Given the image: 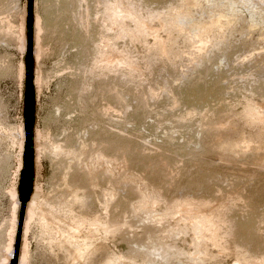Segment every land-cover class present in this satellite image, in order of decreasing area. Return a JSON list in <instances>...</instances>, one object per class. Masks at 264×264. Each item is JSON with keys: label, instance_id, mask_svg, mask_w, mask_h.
Here are the masks:
<instances>
[{"label": "rangeland", "instance_id": "374dc122", "mask_svg": "<svg viewBox=\"0 0 264 264\" xmlns=\"http://www.w3.org/2000/svg\"><path fill=\"white\" fill-rule=\"evenodd\" d=\"M197 1L199 5L192 9L195 19L225 16L220 32L198 53L185 37L168 34L158 20L150 21L164 46L163 54L153 47L151 38L139 34L133 22L106 21L104 8L120 2L142 19L149 13L163 18L171 8H179L182 0H30V4L29 0H0V264H10L12 259L6 251L16 203L12 255L18 227L29 8L33 166L29 200L34 196L43 201L44 209L57 204L65 175L72 189L85 192L86 207L95 211L96 199L101 197L89 187L84 167L93 155L101 154L119 170L115 179L101 173L95 179L91 176L101 188L112 186L111 217L129 216L131 207L138 206L137 189L127 181L131 178L143 191H157L158 211L181 200L220 204L216 206L223 209L218 211L219 229L229 254L219 255L209 248L212 258L204 264H232V253L264 259V168L254 164L264 162V127L243 121L248 103H264V0ZM36 28L40 52L34 59ZM105 54L120 58L122 64L104 68ZM37 70L38 84L34 81ZM36 130L45 147L38 158ZM241 140L247 151L232 153L230 147ZM51 143L58 144L65 155L54 157ZM24 218L25 211L15 264L24 244L28 264H64L63 250L35 224L26 231ZM129 223L133 233L125 235L143 252L147 232L153 230L137 218ZM165 227V231L181 233L170 242L172 246L184 253L193 251L189 231L170 221ZM125 248L114 240L104 249L110 254ZM156 263L187 264V260L171 249Z\"/></svg>", "mask_w": 264, "mask_h": 264}, {"label": "bare ground", "instance_id": "6f19581e", "mask_svg": "<svg viewBox=\"0 0 264 264\" xmlns=\"http://www.w3.org/2000/svg\"><path fill=\"white\" fill-rule=\"evenodd\" d=\"M198 5L199 2L197 0H182V5L179 8H175V7L171 8L167 13V15L163 18L160 17L157 13H149L147 18L142 19L140 16L136 15L131 9L124 6L122 3L116 2L113 4L108 3V5L105 6L104 15H106L105 18H107L106 21H108L113 25L116 23L122 24L126 20L133 22L137 27L139 34L142 35L144 38H151L153 47L159 49V51H161L164 54V48H163L164 46L162 42L158 40L156 30L152 28L151 25L149 24L150 21L158 20L160 22V26L162 27V29H164L168 34L175 33L177 35H181L185 37V39L189 43H191L192 47H194L196 51L199 53L202 50H204L207 47V45L210 44L211 40L214 37V33L216 31L218 33L220 32L223 26V19L225 16L223 14H214L208 17L207 19H203V18L195 19L192 15V9L197 7ZM20 29H22V25ZM35 31L36 33L34 35L35 45L33 50V56L34 59H37L40 52L39 43H38L39 31L37 28L35 29ZM143 43H145V41ZM106 54L103 58H101L104 68L106 69L113 68L114 65L118 66L122 64L120 58ZM38 73L39 72L37 70L34 80L37 84L39 82ZM139 76L140 75H137V78ZM35 82L34 85H37L35 84ZM149 92H151V90H149ZM243 121L245 124L248 125H257L260 127H264V103H260V104L248 103L243 111ZM221 126L222 125H220V127ZM44 148L45 147H43L42 135L38 130H36L34 135V150L37 158L41 153L43 154L45 150ZM50 149H51V154H53L54 157H60L62 155H65L64 154L65 151L64 150L62 151V148L58 144L52 145L51 143ZM83 149L85 150V148ZM247 149L248 146L246 142L241 140L238 143L231 146L229 150L232 153L239 155L245 153ZM81 156H83V153ZM100 156L93 155L92 156L93 158L91 157L92 160L89 158L91 161L89 163L87 162L88 164L85 165L84 167L86 175L90 177V180H88L89 187L93 192L94 190L95 191L97 190V192L99 191L98 193H100L101 199L100 198L96 199V204L94 206L95 211H91V209H88L86 207L85 192L83 191L81 192L80 189H76V188L72 189L69 183L67 182L66 179L67 177L65 175L62 176L61 179L62 182L60 181L61 182L60 191H62L61 192L62 194L58 196L57 204H54L52 206L48 205L47 208L44 209L43 201H37L36 197L34 196L31 197L29 200L30 195L27 201L25 202L24 210H23V214L25 211V218H24L25 230L27 231L30 224H35L38 228H40V230L42 231L41 233L47 235L51 240V242L57 245L59 249L63 250L64 264H96L97 262H98L97 264H157L156 263L157 259L160 258L162 259L163 257H165L166 253L171 249H174L179 253H181L182 256L186 258L187 264H204V262L208 258H212V254H209L208 252L209 248L216 251L219 255L229 254L228 248L226 247L225 243L223 242V239L221 238V233L219 229V223L221 224V222L219 221L218 215L220 214L218 211H221L223 209L219 210L217 209L216 206L218 205L220 206V204L218 205L215 204L216 206H213L214 204L210 205L203 203H195L190 200H181L174 203L171 206H168V208L163 211H158L157 207H159L160 205V199L158 197V194L156 193L157 191H155V193L153 192L149 193L146 192L145 190L143 191L141 188V184H139L137 181H134L131 178L129 180H127L128 178L127 179L123 178L127 180L131 186L133 185L134 188L137 189V193L139 194L140 197V202L138 206L135 205L133 206V203L130 205L133 207H131L132 211L129 214V216L127 215V213H125L119 217H111L108 211L111 204L113 203V200L115 199L112 186H110L108 183L107 186L101 188V186L94 184V181L91 179V176H94L95 179L97 175L101 173L102 175L111 179L114 178L116 174H118L117 171L119 170H117L118 169L117 167L113 168L111 160L108 159L103 160L101 154ZM220 157H222V155ZM104 158H106V156ZM76 160H79V158ZM263 163L264 162L262 160L259 161L257 164L256 163L254 164L258 166V168H264ZM71 164L72 163L70 162V165ZM77 164H79V162ZM78 170H81V167ZM258 171L260 170H257L255 172ZM32 175H33V168H32ZM126 175L128 176V174ZM132 178L134 177L132 176ZM250 178L252 179V177ZM235 184L236 183H234V185ZM143 187L145 188V186ZM15 195L17 194L13 193V196ZM233 195L235 197L236 194L233 193ZM229 197L231 198V196ZM226 204H230V202L228 201L226 202ZM12 209H14V211H12L14 213H13L12 228L10 227L11 237L9 239L11 240L8 244V251H6V252L10 251L9 259L12 256L11 242L13 241V235L16 227L18 204L16 203ZM232 210H234V208H232ZM113 218H115L116 223L113 222ZM134 218H137L139 221L146 224L147 227H149V229L153 230L147 232L148 243L146 249L143 250V252L137 248V244L134 243V241H132L131 237H127L125 235V232L133 233L132 230L133 226L129 222ZM167 221H170L173 224L178 223L182 226L183 228L182 231L187 230L190 232L189 239H190V247L193 250L192 252L184 253L185 250L183 251V249L171 245L170 242L177 239V237L181 233H179L178 231L175 232L174 230L172 231L168 229H167L168 231L163 230L162 228H166L165 224L167 223ZM166 226L167 228H169L171 225L170 226L166 225ZM114 240L115 241L117 240V242L120 243H124L126 245V248L124 250L119 249V251L109 254L104 249L105 245H107V243L113 244ZM232 256L234 260L232 264H264V259L257 260L255 258L245 257L244 254L242 253H232ZM27 257H28L27 246L26 244H24L22 246V249L18 257V264H28ZM179 261H177V263H179Z\"/></svg>", "mask_w": 264, "mask_h": 264}, {"label": "water", "instance_id": "95a60500", "mask_svg": "<svg viewBox=\"0 0 264 264\" xmlns=\"http://www.w3.org/2000/svg\"><path fill=\"white\" fill-rule=\"evenodd\" d=\"M30 4V0H29ZM30 8L28 10L27 19V38H26V59H25V100H24V135L25 145L23 153V165L19 184V213H18V227L16 230V239L14 243V251L10 264L16 262V252L18 247L19 225L22 219L25 202L30 193L32 183V141H31V123H32V90H31V54H30Z\"/></svg>", "mask_w": 264, "mask_h": 264}]
</instances>
